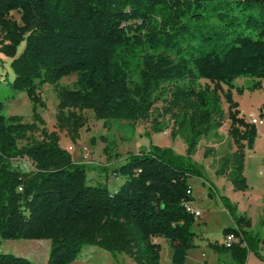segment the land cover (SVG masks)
Here are the masks:
<instances>
[{"label": "trees", "instance_id": "1", "mask_svg": "<svg viewBox=\"0 0 264 264\" xmlns=\"http://www.w3.org/2000/svg\"><path fill=\"white\" fill-rule=\"evenodd\" d=\"M0 36V51L9 56L23 43L10 63L9 85L27 94L36 123L45 124L37 90L48 83L56 86V126L72 139L86 123L83 110L98 120L135 121L146 119L157 100L183 110L180 119L178 112L172 116L189 133L185 154L154 144L128 153L112 170L124 180L110 191L87 183L93 166L74 161L55 131L43 127L40 140L20 146L34 124L3 114L0 102V238L49 239L46 264H70L85 244L122 251L136 264H160L156 239H162L171 264H185L195 219L185 208L193 199L188 178L205 181L192 155L200 137L221 125L222 95L235 150L216 174L234 190L247 188L244 152L253 148L257 129L238 116L231 91H264V0H0ZM71 73L74 86L59 87ZM242 76L247 82L236 85ZM104 151L119 158L109 142ZM23 157L31 170L13 164ZM219 199L233 222L224 234H239L240 242L213 243V249L228 252L236 264L249 251L264 260L250 220L226 196ZM0 264L35 263L0 253Z\"/></svg>", "mask_w": 264, "mask_h": 264}, {"label": "rangeland", "instance_id": "2", "mask_svg": "<svg viewBox=\"0 0 264 264\" xmlns=\"http://www.w3.org/2000/svg\"><path fill=\"white\" fill-rule=\"evenodd\" d=\"M12 16L18 19L17 13L13 12ZM22 49L23 43L21 42L15 48L12 56L0 51V102L3 103L2 112L6 115H20L23 122L34 124V129L27 133L28 138L19 141L20 146L33 139L40 140L42 137L40 130L43 127L49 132L55 131L58 134L57 143L59 147L67 151L74 161L85 162L93 166L86 173L87 183H104L110 191L124 180L122 176L114 175L112 170L126 161L128 153H136L141 148L154 144L160 147H169L177 154H185L186 140L189 136L188 127L185 124L178 129L172 116L174 112H178V119H180L183 110L169 106L166 100V102L157 100L146 119L135 121L125 119L98 120L94 117L91 110H83L82 114L86 119V123L79 129V137L72 139L65 130H59L56 126L55 113L58 102L56 86L45 83L37 90L43 102V106L37 107V112L45 124L36 123L33 120L31 102L27 94L25 92L14 93L9 85L14 76L10 63L14 58H17ZM75 79V73L65 75L58 81V86L72 88ZM247 80V78L242 76L237 77L234 82L240 86L245 84ZM200 82L202 84L208 83L205 80ZM163 86L165 87L164 92H166L169 85L164 84ZM221 88L222 92L226 90L224 85H221ZM163 96H165L164 93ZM165 97L168 96L166 95ZM231 98L236 103L238 102L237 104L242 113H244V117L249 112H253L256 115L262 114L259 111L264 108V91L262 89L253 91L245 89L242 94L232 90ZM220 105L224 112L221 125L200 137L192 155V158L202 167L205 181H202V178L198 176H190L188 178V183L193 190L195 198V200H190L189 203L193 208L199 209L201 214L194 219L190 227L194 232L192 238L193 246L187 250L189 256L185 264H197V258L203 249L213 253L215 250L211 245L223 240L224 230L233 227V222L230 225L228 224V226H224L227 219L229 221L231 217L219 199L222 195L226 196V193L224 192L225 187L222 183V175L216 174V169L219 167L221 159L229 156L235 150V145L227 133L230 121L227 116L228 104L224 95H222ZM244 121L247 122V119L245 118ZM256 127L258 133L254 141L255 144H253L252 149H247L244 152L245 172L251 182L254 179V173H257L260 169L263 170L262 175L264 176V124ZM106 142L113 144L114 153H119V158L107 157L104 151ZM13 164L23 170L32 169V164L26 157L13 160ZM222 207L226 211L222 212ZM200 233L202 234L201 237H199ZM161 241L163 247L160 264H171L168 260L171 250L169 246L164 244L163 240ZM50 244V240L45 238H0V253L24 257L35 264H46ZM193 255L197 256L194 257ZM70 264L136 263L122 251L112 253L98 245L85 244L80 247L76 258Z\"/></svg>", "mask_w": 264, "mask_h": 264}, {"label": "crops", "instance_id": "3", "mask_svg": "<svg viewBox=\"0 0 264 264\" xmlns=\"http://www.w3.org/2000/svg\"><path fill=\"white\" fill-rule=\"evenodd\" d=\"M237 109L239 111L238 116H243L244 113H242V111L239 109V106H237ZM259 111L262 113V115L264 114V108H261V110ZM262 174H263V170L262 169L258 170L257 173H254V179L251 182L250 180H248V177L246 176L245 166H244L243 175L247 183V188L245 190H239V191L233 190L230 181L226 178L225 175H222V183L224 184L225 187L224 192L226 193L227 198L236 204L238 212L240 214L245 215L250 220L249 230L253 234L257 235L262 239V243L260 244V251L261 253H264V176ZM191 195L195 200L193 196L192 188H191ZM223 211L226 210L222 207V212ZM228 224L229 225L232 224L231 219H229V221L227 219L224 226H228ZM199 235H200L199 237L202 236L201 233ZM236 236L238 238L240 237L239 234H236ZM161 240L162 239H156V241H158L161 244V247H163ZM221 242L222 240L218 244H221ZM164 244L167 245L165 241ZM168 256H169L168 260L170 261L171 251ZM188 256L189 253L187 252L186 260ZM193 256L196 257L197 255H193ZM197 261H198L197 264H236L232 260L230 254L226 251H222V253H217L213 251V253H210L207 252L205 249L201 250L200 256L197 258ZM243 264H264V260L260 259L253 252L249 251L246 253Z\"/></svg>", "mask_w": 264, "mask_h": 264}, {"label": "built area", "instance_id": "4", "mask_svg": "<svg viewBox=\"0 0 264 264\" xmlns=\"http://www.w3.org/2000/svg\"><path fill=\"white\" fill-rule=\"evenodd\" d=\"M244 119H247L248 123L254 125L264 124V116L262 114H254L253 112H249L246 114V117L242 116ZM185 208L188 212L192 213L195 218H198L201 212L198 209L193 208L189 202L185 203ZM240 237L238 238L234 232H230L224 235L221 244L225 246H230L233 243H239Z\"/></svg>", "mask_w": 264, "mask_h": 264}]
</instances>
